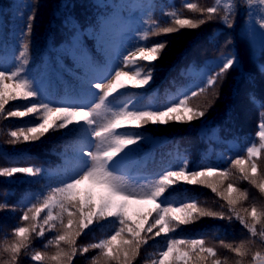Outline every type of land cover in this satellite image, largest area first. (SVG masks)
I'll return each instance as SVG.
<instances>
[{
	"label": "trees",
	"instance_id": "trees-1",
	"mask_svg": "<svg viewBox=\"0 0 264 264\" xmlns=\"http://www.w3.org/2000/svg\"><path fill=\"white\" fill-rule=\"evenodd\" d=\"M232 0H0V70L9 72L21 66L17 59L21 51L18 33L28 16L34 11L35 19L30 36L29 50L26 53L28 64L25 75L34 81L39 90V100L51 105H70L79 97L83 100L91 97L90 81H107L114 75V70L121 66L123 55L137 44L155 45L167 42L160 57L147 64L141 61L139 68H153V80L143 88H132L127 78L122 82L129 85L120 89L109 98L107 106L112 110H161L178 102L179 99L191 97L189 107L205 111V117L180 123L175 120L167 125H147L136 128L127 125L120 129L140 137L142 141L135 150L121 161L116 174L129 190L142 191L150 187L167 171L180 169L187 162V170L201 169L230 170V175L209 177L215 183L217 191L203 184L189 185L178 182L170 187L165 195L167 203L183 206L187 202H196L202 209L224 212L232 215L228 219L200 217L195 222L179 225L174 232L165 236L161 234L148 239L142 244L139 254L131 264H153L159 253L166 250L170 238L202 239L205 246L213 247L216 257H210L204 264H213L219 259L221 264H236L240 257L225 245L233 248L244 242L248 254L242 264H250L257 251L264 253V239L252 236L235 215L228 213L229 205L223 196H235L230 193L228 185L246 191L248 198H240L233 205L235 212L245 219L249 227L254 223L249 213L255 206L258 214L264 213V194L258 187L243 179L239 170L232 166L236 158H247V148L255 146L260 149L258 156L251 162L258 165L257 182L264 179V148H260L259 123L264 112V73L259 65L264 63L262 42L264 29L259 22L264 5L259 0H235L238 5L237 15L232 28L225 26L217 17L196 29H180L171 34L150 35L153 27H167L172 24L171 13L182 18H203L199 11L185 7L196 3L198 9L218 7L223 14ZM23 16V19H21ZM86 30L88 36L96 30L104 36V46L88 40L91 50V62L87 65H73L65 57L63 65L58 61L62 46L72 35L73 29ZM111 42H116V53L112 59L107 55ZM232 53L238 55L241 67L230 71L222 80L205 92L192 97V91L206 86V78L218 70L221 58ZM133 71L137 69H133ZM218 93V95H216ZM254 98V99H253ZM37 100H9L5 110H22L26 104ZM105 112L104 108H101ZM183 115V113L179 114ZM55 119V117H53ZM34 116L24 118L0 115V169L10 167H33L42 171L35 177L16 174L13 177H0V264H11L10 253L5 249L13 242L14 229L26 226L31 230L33 223L37 231L31 232L28 247L16 264H57L50 259L57 251L63 249L69 255L71 248L63 242L58 249L55 237L62 229H49L42 220L24 221V213L34 204H39L55 187L62 185L85 167L87 157L82 151L93 150L95 140L87 132L86 126L72 124L65 129H50L38 141L15 144L11 131L35 126L39 123ZM59 123V122H58ZM251 175V173H249ZM151 205H133L131 215L137 218L144 214ZM247 209V211H245ZM47 210L41 213L46 215ZM59 209H53L56 215ZM31 215V213L29 214ZM65 223L67 214H64ZM255 223L257 232L264 229V215L258 216ZM117 224L110 218L95 222L77 237L75 247L82 249L114 234ZM44 228L43 237L37 233ZM156 229H154V232ZM151 236L152 234H148ZM183 249V246H181ZM45 257L43 261L32 260L35 252ZM100 250L77 252L71 264H104L99 256ZM253 263V262H252ZM60 264H69L68 256L62 255ZM196 264H200L199 261Z\"/></svg>",
	"mask_w": 264,
	"mask_h": 264
},
{
	"label": "snow or ice",
	"instance_id": "snow-or-ice-1",
	"mask_svg": "<svg viewBox=\"0 0 264 264\" xmlns=\"http://www.w3.org/2000/svg\"><path fill=\"white\" fill-rule=\"evenodd\" d=\"M217 4L221 0H216ZM264 5V0H259ZM187 9L199 11L203 18L192 19L182 18L177 13L172 12V24L167 27H153L150 33H145L141 39H148L150 35L171 34L180 29H196L206 22L219 17L226 27L232 28L235 17L237 15L238 5L235 0L225 7L223 14L218 7H208L206 9H198L196 3H188L185 5ZM264 13V9H261ZM23 19V16H21ZM35 12L33 11L25 21L23 27L18 33L21 41V51L17 59L20 61L19 67L15 70L5 72L0 70V115L5 118L18 117L24 118L34 116L40 121L35 126L20 128L18 131H11L10 136L13 138L10 143L15 144L21 139L24 142L38 141L50 129H65L72 124H81L86 126V131L97 141L95 151H82L81 155L87 157L85 167L73 175L62 185L51 190L50 194L42 200L38 205L34 204L27 209L22 219L24 221L42 220L44 225H48L49 229L59 227L62 231L55 237V244L60 248L61 242L71 248L69 255L63 249L56 252L50 259L60 264L62 255L68 256L69 264L71 259L78 251L86 253L89 248L99 249V256L94 260L103 258L104 264H131V260L139 254L142 244H146L148 239H154L161 234L168 236L174 232L179 225H187L195 222L200 217H210L219 219H228L231 221L232 215L224 212H214L212 210L200 208L196 202H187L183 206H174L166 202L165 195L168 189L178 182L189 185L203 184L210 187L213 192L217 191L214 182L209 177L227 178L230 170L201 169L195 171L187 170V162L184 167L167 171L162 177L157 179L150 187L142 191L129 190L116 174V169L120 166L121 161L125 160L134 147L138 145L143 137L129 133L121 132L120 129L127 125H133L136 128L143 127L148 123L153 125H167L170 121L175 120L180 123H188L192 120L205 117V111L195 110L189 107V99L185 97L179 99L178 102L169 105L166 109L161 110H131L125 107L124 110H112L107 106L109 98L117 93L120 89L129 85L122 82V78L132 81V88H143L150 84L153 80V68L143 70L139 68L140 62L153 64L160 54L166 48L167 42H161L155 45L137 44L127 51L121 61V66L114 70V76L107 78V81L92 82L90 86L95 88L98 102H94V106L81 105H51L48 102L39 100V90L35 86L34 81L25 75L28 60L25 58L29 50L30 36L33 30V22ZM261 29H264V15L259 22ZM264 34V31L261 32ZM92 40L99 44L101 48L104 46V36L98 35L93 30V35L88 36L86 30L73 29L72 35L62 46V50L58 55V63L63 65L64 58L72 60L73 65H87L91 62V50L88 48L87 41ZM262 55H264V42H262ZM66 67V66H64ZM241 63L237 54L232 53L223 56L219 64V68L213 74L206 78V86L200 87L198 91H192L191 96L195 97L199 93H203L207 88H212L218 82L226 77L232 70H239ZM129 68L137 69L131 73ZM259 71L264 73V63L259 65ZM218 95V93L216 94ZM37 100L36 103L26 104L22 110L14 109L5 110V105L9 100ZM254 99V98H253ZM105 109L102 115L99 111ZM183 113V115H179ZM55 117V119H53ZM261 121L259 127V139L261 141L260 148H264V112H261ZM59 122V123H58ZM260 149L255 146L247 148V158H236L232 161V166L237 168L243 177L253 186L258 187L260 192L264 194V179L257 182L256 176L258 165L251 162L253 157L258 156ZM42 170L33 167H10L0 169V177H13L16 174H25L29 177H35ZM251 173V175L249 174ZM230 193L237 195L223 196L229 205L228 213L235 215V218L245 227L249 228L252 236H259L264 239V229L257 232L255 223L259 222L258 216L264 215L259 213L257 208L253 206L249 213L254 223L249 227L243 217L235 212L233 205L240 202V198H248L246 191L234 188L232 184L228 185ZM133 205H151L143 215L133 218L130 214ZM6 207L0 205V208ZM53 209H59L54 215ZM47 210L46 215L41 217V213ZM247 211V209H245ZM31 213V215H29ZM67 214V222L65 223L64 214ZM112 219L118 226L110 237L101 240L98 243L77 249L76 239L85 229L89 228L95 222L101 220ZM38 225L33 223L31 230L26 226H18L14 229V237L16 242L11 243L6 249L9 252L11 264H16L22 250L28 247L27 241L31 232L37 231ZM154 229L156 231L154 232ZM43 237L44 228H40L37 233ZM148 234H152L149 236ZM183 246V249L182 247ZM231 251H234L240 260L236 264H242L243 258L248 254V249L244 242L235 248L232 245H225ZM217 252L213 247L205 246L202 239H175L170 238L166 250L159 253V258L153 261V264H204L210 257H216ZM32 260L43 261L45 257L40 252L32 255ZM264 259V253L257 251L252 256V262ZM213 264H221L219 259L213 261Z\"/></svg>",
	"mask_w": 264,
	"mask_h": 264
},
{
	"label": "rangeland",
	"instance_id": "rangeland-1",
	"mask_svg": "<svg viewBox=\"0 0 264 264\" xmlns=\"http://www.w3.org/2000/svg\"><path fill=\"white\" fill-rule=\"evenodd\" d=\"M130 73L133 71L132 70V68H129V69H127ZM92 91H93V94L91 95V97L90 98H87V99H82V98H79V97H77V98H75L74 100H72V102H71V104L70 105H74V106H77V107H79V106H81V105H83V106H85V108H87L88 106H94V93L97 91L95 88H92ZM96 97H97V95H96ZM96 102H98V101H96ZM100 112H101V114L103 115L105 112L104 111H102L101 109L99 110ZM96 143H97V141L95 140V145H96ZM95 145H94V148H93V150L92 151H95L96 150V148H95ZM262 260V259H261Z\"/></svg>",
	"mask_w": 264,
	"mask_h": 264
},
{
	"label": "water",
	"instance_id": "water-1",
	"mask_svg": "<svg viewBox=\"0 0 264 264\" xmlns=\"http://www.w3.org/2000/svg\"><path fill=\"white\" fill-rule=\"evenodd\" d=\"M252 264H264V259L260 260V261H257V262H254Z\"/></svg>",
	"mask_w": 264,
	"mask_h": 264
}]
</instances>
